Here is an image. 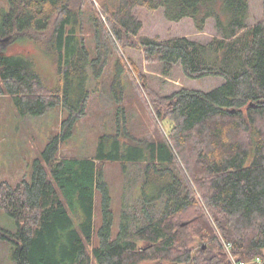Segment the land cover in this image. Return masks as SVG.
<instances>
[{
	"label": "trees",
	"instance_id": "obj_1",
	"mask_svg": "<svg viewBox=\"0 0 264 264\" xmlns=\"http://www.w3.org/2000/svg\"><path fill=\"white\" fill-rule=\"evenodd\" d=\"M90 1L9 0V10L0 9V40L39 44L59 76L50 88L30 54L0 50V95H11L21 115L57 105L67 111L62 132L34 159L31 178L0 183V207L17 222L16 231L0 226L12 258L235 264L223 238L236 264H264V2L263 18L250 24L249 0H99L110 19L106 28ZM138 6L163 9L172 21L190 17L200 31L212 19L216 35L206 42L138 36ZM115 40L142 49L163 74L180 66L188 77L217 75L225 82L160 99L159 116L174 123L169 139L131 133L119 104L121 82L112 95L114 128L100 134L94 155H62L63 141L98 94L90 83L103 75Z\"/></svg>",
	"mask_w": 264,
	"mask_h": 264
},
{
	"label": "rangeland",
	"instance_id": "obj_2",
	"mask_svg": "<svg viewBox=\"0 0 264 264\" xmlns=\"http://www.w3.org/2000/svg\"><path fill=\"white\" fill-rule=\"evenodd\" d=\"M249 2L250 24H255L263 18L264 0H249ZM90 3L99 16L102 14L104 26L111 27L107 14H103L104 9L100 1L91 0ZM0 9L9 10V0H0ZM133 11L143 25L138 36L160 39L187 36L206 42L216 35L212 19H209L204 30L200 31L190 17L172 21L166 17L163 9L152 10L145 6L135 7ZM89 33L87 32V34ZM110 45L112 48L107 51L111 52L110 56L102 67L103 75L98 81L91 80L90 83V87L97 89L98 94L93 95L86 117L76 123L72 135L63 141L60 148L62 155L79 157L94 155L100 134L114 128V114L118 105L112 97L113 89L120 90L122 84H124V88L122 94L120 93L122 101L119 104L126 109L131 133L141 138H152L162 134L166 139H169L174 123L170 119L159 116L157 105L161 101L160 99H164L182 88L209 91L225 82L223 76L217 75L200 78L188 77L180 66H174L170 74H163L160 65L149 63L146 60L142 49L130 45L125 46L116 40L112 41ZM0 50L6 53L30 54L35 59L46 84L50 88L57 86L59 76L55 62L50 55L42 50L39 44L15 37L10 42L5 41L4 43L3 40H0ZM116 73L118 75H116V79H113ZM112 83H115L114 87H112ZM66 117L67 111L61 105L54 106L43 114L21 115L13 103L12 96L1 94L0 183L7 181L15 185L24 177L31 178L34 159L41 155L54 133L62 132L63 121ZM177 157L181 162V158ZM107 169L111 171L113 168L109 165ZM115 183L118 184L115 189H121L119 182ZM118 193L117 190L116 197ZM196 194L200 200L199 192L196 191ZM207 213L209 214V212ZM0 226L11 231L17 229L16 220L2 207H0ZM222 242L227 248L226 250L231 248L230 243H227L223 238ZM228 252L236 264L230 249ZM0 264H17L12 258L11 243L1 239Z\"/></svg>",
	"mask_w": 264,
	"mask_h": 264
},
{
	"label": "built area",
	"instance_id": "obj_3",
	"mask_svg": "<svg viewBox=\"0 0 264 264\" xmlns=\"http://www.w3.org/2000/svg\"><path fill=\"white\" fill-rule=\"evenodd\" d=\"M229 249H230V248H229ZM229 249H228V250H229Z\"/></svg>",
	"mask_w": 264,
	"mask_h": 264
}]
</instances>
